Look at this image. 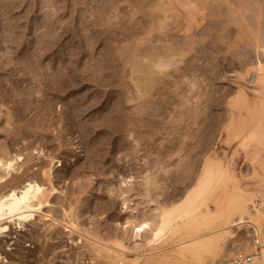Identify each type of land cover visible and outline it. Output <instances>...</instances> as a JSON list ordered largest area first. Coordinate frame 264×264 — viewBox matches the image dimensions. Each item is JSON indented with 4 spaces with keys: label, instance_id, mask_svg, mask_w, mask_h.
I'll use <instances>...</instances> for the list:
<instances>
[{
    "label": "rangeland",
    "instance_id": "374dc122",
    "mask_svg": "<svg viewBox=\"0 0 264 264\" xmlns=\"http://www.w3.org/2000/svg\"><path fill=\"white\" fill-rule=\"evenodd\" d=\"M191 21L190 0H0V155H20V169L30 171L54 157L56 191L42 210L50 208L58 221L50 234L49 221L36 213L24 226L10 224L0 232V264H30L41 255L37 264H66L85 247L63 218L72 217L82 233L117 227L126 215L109 189L120 179L130 184L136 209L148 201L141 194L145 176L161 175L162 199L199 168V157L221 160L243 187L264 197V120L251 109L257 84L250 66L264 46L237 41L231 24L213 31L211 50L204 37L201 54ZM157 58L167 66L142 74L139 64ZM228 229L227 253L217 258L250 254L239 243L252 241V229ZM167 243L163 237L153 250Z\"/></svg>",
    "mask_w": 264,
    "mask_h": 264
},
{
    "label": "bare ground",
    "instance_id": "6f19581e",
    "mask_svg": "<svg viewBox=\"0 0 264 264\" xmlns=\"http://www.w3.org/2000/svg\"><path fill=\"white\" fill-rule=\"evenodd\" d=\"M162 2L164 3V1ZM190 5L191 23L195 29L193 35L195 39L192 43L197 45L198 51L201 52L200 48L204 37L210 38L209 41L207 40L208 43H203L206 44L207 49L211 50L213 45L210 42L213 41L214 36L216 37L215 32H221L220 30L227 29L231 24L233 30L229 28V32L232 30L231 33L233 34L235 30L233 37H236L237 41L244 39L248 45L254 44V47L264 46V0H190ZM213 31L215 32L213 33ZM13 38L14 36L11 40ZM11 43L13 44V42ZM210 55L208 53V56ZM261 56V58L255 56L256 58L250 65L253 69L249 68L254 73L252 82L257 84L252 88V91L257 93V99L252 100L251 109H254L256 113L260 111L264 120V51H262ZM151 61L152 65H149V63L144 65L138 61L141 63L139 68L142 74H151L154 69H162L167 66L168 62H163L158 58ZM5 64H9V62L6 61ZM15 65L13 64V68L17 70L18 67ZM199 69L201 70V67ZM154 73L156 72L154 71ZM198 81L200 80L198 79L196 82ZM1 90L3 89L0 88ZM199 95L196 94L195 97L198 98ZM10 114H8L9 117ZM15 134L12 133V135ZM199 158L201 159L197 163L199 168L197 170L193 168V172L190 171L189 174H185L187 176L184 177L183 185L174 186L171 194L168 193L169 196L163 192L162 199H159L161 186L158 177L161 175L154 174L150 176L152 173L148 171L150 174L143 178L142 187L144 191L141 192L142 196L148 198V201L146 200V205L136 209L130 207L131 199L128 195L130 184H128L126 178L120 179L115 188L109 189L114 198L120 197L121 209L124 210L126 215L119 222H116L117 227H114V225L113 227L110 225L105 226L102 228L103 231L98 228L100 226L90 229L85 227V231L82 233L78 231L71 215L69 219L63 218L61 224L64 228H67L68 234L77 232L76 241L83 243L82 246L85 247V250L83 249L84 251L77 256L76 253L75 257L68 256L67 261H69L66 264H74V261L79 264V261L84 258L90 264H197L202 263L204 260L206 261L205 264H228L227 259L221 258L223 255H220L219 258L217 256L219 252L225 251L224 239L230 234L228 228L234 225L249 227L252 229V236L253 234L257 235L261 241L259 255L251 251L253 245L251 239L240 242L239 249L250 252V264H264V197L255 196L251 190L243 187L234 173L230 172L221 160L209 157ZM22 159L20 155H14L7 159L0 155V187L3 188L0 191V232L8 231L10 224H17L19 227L26 225V222L35 219L34 215L36 213L37 218L45 219L46 222L49 221L44 229L50 234L53 230L52 226L58 221L49 214L50 208L45 212L42 209L50 204V197L56 191L53 184V177L55 176L52 170L54 157H48L47 161L45 159L38 168L31 171L30 167L20 169L21 164L17 163L21 162ZM160 162V160L156 161L159 164ZM147 170L145 171L147 172ZM235 181L238 182V185ZM230 182L233 183V187L229 184ZM90 194L91 192L88 196ZM70 198H72V195ZM87 203L88 201L85 202V204ZM136 204L140 206L142 201H138ZM35 232L37 234V231ZM163 237L168 238L167 247L153 250L154 246L158 245L159 240ZM49 246L51 247V244L45 245V251L49 249ZM52 255L56 258L58 252H52ZM43 256L35 257L31 263L37 264L38 260L44 258Z\"/></svg>",
    "mask_w": 264,
    "mask_h": 264
},
{
    "label": "built area",
    "instance_id": "2783aa9c",
    "mask_svg": "<svg viewBox=\"0 0 264 264\" xmlns=\"http://www.w3.org/2000/svg\"><path fill=\"white\" fill-rule=\"evenodd\" d=\"M252 242H253V247L255 249V254L259 255L260 254L261 241L257 237L256 234H253ZM250 258L251 257L249 254H243L241 252H236L230 257L228 264H250Z\"/></svg>",
    "mask_w": 264,
    "mask_h": 264
}]
</instances>
